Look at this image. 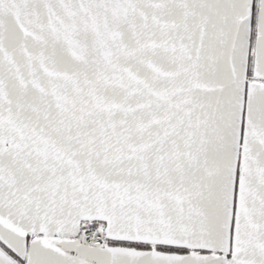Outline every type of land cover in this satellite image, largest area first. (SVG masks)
Wrapping results in <instances>:
<instances>
[{
	"label": "snow or ice",
	"instance_id": "6c2138e0",
	"mask_svg": "<svg viewBox=\"0 0 264 264\" xmlns=\"http://www.w3.org/2000/svg\"><path fill=\"white\" fill-rule=\"evenodd\" d=\"M0 264H264V0H0Z\"/></svg>",
	"mask_w": 264,
	"mask_h": 264
}]
</instances>
